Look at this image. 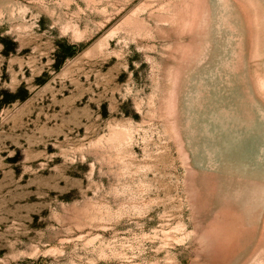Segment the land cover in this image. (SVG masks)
Here are the masks:
<instances>
[{
    "label": "rangeland",
    "instance_id": "1",
    "mask_svg": "<svg viewBox=\"0 0 264 264\" xmlns=\"http://www.w3.org/2000/svg\"><path fill=\"white\" fill-rule=\"evenodd\" d=\"M0 264H264V0H0Z\"/></svg>",
    "mask_w": 264,
    "mask_h": 264
}]
</instances>
